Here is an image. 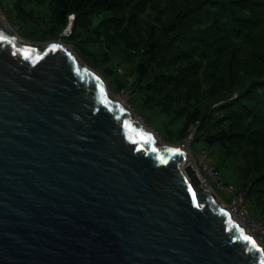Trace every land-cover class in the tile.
Wrapping results in <instances>:
<instances>
[{
    "label": "water",
    "instance_id": "1",
    "mask_svg": "<svg viewBox=\"0 0 264 264\" xmlns=\"http://www.w3.org/2000/svg\"><path fill=\"white\" fill-rule=\"evenodd\" d=\"M184 164L63 44L0 19V264H264Z\"/></svg>",
    "mask_w": 264,
    "mask_h": 264
},
{
    "label": "trees",
    "instance_id": "2",
    "mask_svg": "<svg viewBox=\"0 0 264 264\" xmlns=\"http://www.w3.org/2000/svg\"><path fill=\"white\" fill-rule=\"evenodd\" d=\"M14 6L28 26L21 35L37 43L60 38L73 23L62 42L115 80L117 91L129 90L140 105L131 107L164 138L180 143L194 127L193 143L218 158L223 178V171L236 175L237 192L264 222V0H14ZM115 60L131 68L120 74Z\"/></svg>",
    "mask_w": 264,
    "mask_h": 264
},
{
    "label": "built area",
    "instance_id": "3",
    "mask_svg": "<svg viewBox=\"0 0 264 264\" xmlns=\"http://www.w3.org/2000/svg\"><path fill=\"white\" fill-rule=\"evenodd\" d=\"M1 16V15H0ZM3 23L5 24L6 28L11 32H16L5 20L4 17H0ZM74 18V17H73ZM17 35V34H16ZM18 36V35H17ZM122 73V71H120ZM133 79L129 78L127 79V83L132 84ZM113 97L121 102L127 109L132 110L130 104V98L131 93L127 89H122L120 91V94H115L112 92ZM139 120H138V119ZM136 121L141 123L144 127L147 126L143 118L141 117H135ZM144 124V125H143ZM148 127V126H147ZM196 133V129L194 127L190 128L189 134L184 139V142L179 145L181 150L186 155V164L187 165H193L189 161L190 157V149L191 145L194 141V136ZM203 165H204V171L205 175H203L202 172H200V169L197 167V176L199 177L201 184L206 188L211 190L214 195L218 198L220 197L217 190L223 191L230 200L228 202H225L223 199H218L219 204L228 212L230 213L231 217L242 227L245 229V231L255 237L257 241L263 246L264 248V222L259 218L257 212H255L250 205L246 201V195L244 192L238 193L233 186L227 185L221 176V174L218 172L217 168L210 162H208L207 154H203ZM209 159V158H208Z\"/></svg>",
    "mask_w": 264,
    "mask_h": 264
},
{
    "label": "rangeland",
    "instance_id": "4",
    "mask_svg": "<svg viewBox=\"0 0 264 264\" xmlns=\"http://www.w3.org/2000/svg\"><path fill=\"white\" fill-rule=\"evenodd\" d=\"M28 8H33L35 9L36 11H39L37 6L34 5V4H28L27 5ZM17 13L16 12V8L14 6V0H0V17H4L6 22L16 31L12 34L14 35H18V37L20 38L21 41H24L26 43H35V44H42V45H45V44H48L50 42H55V41H59L61 44H63L68 50H70L80 61L81 59L76 55L75 53V50H74V46L73 45H70V44H65L64 42H62V37H70L72 35V29L74 27V24H73V27L72 29H66L62 35L60 36V38L58 39H55V40H52V41H49V42H44V43H37V42H34L33 40L29 39V38H26V37H23L21 34H23L25 31L24 30H27L28 29V26L26 24H24L23 22H21L20 19H18V16H17ZM43 14H46V11L43 12ZM1 19V18H0ZM72 21H73V16L71 17ZM23 23V24H22ZM81 63H83L81 61ZM84 64V63H83ZM85 65V64H84ZM117 66L118 69V72L120 73V71H124L125 70H129L131 68V66H129L125 61L123 60H115V67ZM121 74V73H120ZM102 77V76H101ZM126 78V77H125ZM104 79V78H103ZM105 80V79H104ZM108 84V86H111V90L114 91L115 94L118 95V93L120 94V91H117L116 89V81L115 80H112L111 78H107V80H105ZM116 84V85H115ZM110 89V87H109ZM130 104L132 105V107L138 111L139 110V103H138V100L137 98H130ZM133 109V113L135 115V117H141L143 118L142 116H140V114L138 112H136L135 110ZM138 119V118H137ZM139 120V119H138ZM143 120L145 121L146 119L143 118ZM145 123L147 124V126L149 125L146 121ZM144 125V124H143ZM150 126V127H149ZM148 127L144 126V128H148L149 130L152 131V133L154 134V136H156L157 140L162 143V144H166V143H171V144H175V145H181L183 141H181L180 143H176L178 142L177 138H174V140H172V138L168 137V138H164L162 135H160L157 131H155L157 129L160 130V128L158 126H155V124H150ZM161 131V130H160ZM164 138V139H163ZM167 139V140H166ZM191 148L190 149V157H189V161L193 164V165H196L199 169H200V172L203 173V175H205V171H204V165H203V154H206L208 151H210L209 148H207V146H205L204 144L200 143V142H194L192 143L191 145ZM208 153H207V160L215 166H216V161H218V158L217 157H209L208 156ZM209 158V159H208ZM223 174H224V180L226 182H229L231 183L235 190L238 191V186H239V179L236 177V175H230L227 171H223ZM218 194L220 197L217 198V200L219 199H223L225 202H228L230 200V198L227 197V195L221 191V190H217Z\"/></svg>",
    "mask_w": 264,
    "mask_h": 264
},
{
    "label": "bare ground",
    "instance_id": "5",
    "mask_svg": "<svg viewBox=\"0 0 264 264\" xmlns=\"http://www.w3.org/2000/svg\"><path fill=\"white\" fill-rule=\"evenodd\" d=\"M145 126V125H144ZM147 127V126H146ZM149 128V127H148ZM148 128H144V130L146 131V132H148V133H151V134H153L152 133V131L151 130H149ZM156 137V136H155ZM192 167H193V169L196 171V172H198L197 170V166L196 165H192ZM197 169V170H196Z\"/></svg>",
    "mask_w": 264,
    "mask_h": 264
},
{
    "label": "snow or ice",
    "instance_id": "6",
    "mask_svg": "<svg viewBox=\"0 0 264 264\" xmlns=\"http://www.w3.org/2000/svg\"><path fill=\"white\" fill-rule=\"evenodd\" d=\"M245 239H249L248 237H245ZM253 243H255L254 241H253Z\"/></svg>",
    "mask_w": 264,
    "mask_h": 264
}]
</instances>
